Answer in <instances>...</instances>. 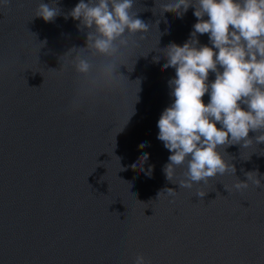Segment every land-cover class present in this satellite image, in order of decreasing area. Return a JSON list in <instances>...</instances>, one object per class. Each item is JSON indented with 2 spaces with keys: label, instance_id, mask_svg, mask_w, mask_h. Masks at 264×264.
Masks as SVG:
<instances>
[{
  "label": "water",
  "instance_id": "1",
  "mask_svg": "<svg viewBox=\"0 0 264 264\" xmlns=\"http://www.w3.org/2000/svg\"><path fill=\"white\" fill-rule=\"evenodd\" d=\"M40 2L0 7V264H134L138 253L151 264H264V187H233L256 170L264 185V143L227 147L235 176L192 189L163 171L171 152L157 122L174 102L175 77L163 70V53L190 38L195 9L177 18L161 12L168 0H136L133 12L149 31L129 37L137 43L118 57L120 87L97 90L69 52L86 47L88 29L69 15L79 0H57L53 22L35 17ZM198 39L212 46L208 34ZM143 153L151 177L138 165ZM166 188L176 196L159 197Z\"/></svg>",
  "mask_w": 264,
  "mask_h": 264
},
{
  "label": "clouds",
  "instance_id": "2",
  "mask_svg": "<svg viewBox=\"0 0 264 264\" xmlns=\"http://www.w3.org/2000/svg\"><path fill=\"white\" fill-rule=\"evenodd\" d=\"M135 3L79 0L70 11L69 15L80 22L79 27L88 29L86 47H73L69 52L76 53L72 66L91 89L119 88L123 75L118 57L130 44L137 43L129 37L139 35L142 40L149 31V24L133 12ZM11 4L12 0H2L0 7L10 8ZM189 8L195 9L198 19L190 38L183 45L170 43L164 49L167 62L163 70H175V77L168 81L174 102L157 122V139L171 152L163 171L167 180L184 189L218 175L235 176L236 167L225 151L227 147L241 145L245 149L264 143V0H168L161 5V12L182 18ZM60 14L57 0H42L35 17L53 22ZM198 34H208L212 46L201 45ZM210 73L216 77L211 82ZM206 93L210 95L207 104L203 100ZM80 106L81 101L73 99L71 108L78 110ZM250 132L256 135L250 137ZM139 147L143 149L147 144ZM148 159V153L139 158L141 171H145L143 164ZM181 168L182 178L177 181V170ZM153 169L149 166L145 175L151 177ZM244 175L247 180L237 178L233 186L236 190L247 189L249 181L256 188L264 187L258 170ZM162 194L175 197L177 191L166 188L158 196ZM205 195L197 193L200 198ZM134 264L151 261L138 253Z\"/></svg>",
  "mask_w": 264,
  "mask_h": 264
}]
</instances>
